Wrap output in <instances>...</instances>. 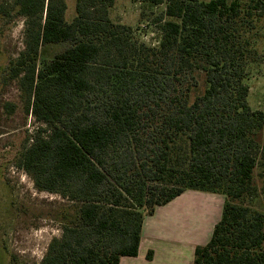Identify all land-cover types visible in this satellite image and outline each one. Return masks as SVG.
Segmentation results:
<instances>
[{
  "label": "trees",
  "instance_id": "trees-1",
  "mask_svg": "<svg viewBox=\"0 0 264 264\" xmlns=\"http://www.w3.org/2000/svg\"><path fill=\"white\" fill-rule=\"evenodd\" d=\"M163 6L157 45L110 17L116 0H2L25 20L9 65L44 127L18 165L73 204L40 264H119L138 255L146 217L187 190L224 196L191 264H264V111L248 102L264 72V0H147ZM153 253L149 252L148 259Z\"/></svg>",
  "mask_w": 264,
  "mask_h": 264
},
{
  "label": "rangeland",
  "instance_id": "rangeland-1",
  "mask_svg": "<svg viewBox=\"0 0 264 264\" xmlns=\"http://www.w3.org/2000/svg\"><path fill=\"white\" fill-rule=\"evenodd\" d=\"M66 3L65 18L71 22L76 15V0ZM162 11L163 6L147 0H116L110 17L130 27L146 44L157 45ZM25 20L13 12L0 16V264H40L52 239L62 234L61 211L73 207L59 194L40 191L31 175L18 165L20 154L44 127L26 112L18 80L9 77L10 62L25 48ZM249 72L245 80L250 87L249 105L253 111H264V72L258 64H253ZM256 185V194L238 202L264 206L259 179Z\"/></svg>",
  "mask_w": 264,
  "mask_h": 264
},
{
  "label": "crops",
  "instance_id": "crops-1",
  "mask_svg": "<svg viewBox=\"0 0 264 264\" xmlns=\"http://www.w3.org/2000/svg\"><path fill=\"white\" fill-rule=\"evenodd\" d=\"M224 202L219 194L187 190L158 207L144 220L138 255L123 256L119 264H191L196 247L210 241Z\"/></svg>",
  "mask_w": 264,
  "mask_h": 264
}]
</instances>
